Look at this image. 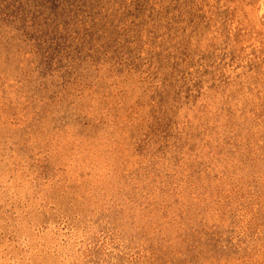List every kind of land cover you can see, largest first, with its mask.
Here are the masks:
<instances>
[{"label": "rangeland", "instance_id": "1", "mask_svg": "<svg viewBox=\"0 0 264 264\" xmlns=\"http://www.w3.org/2000/svg\"><path fill=\"white\" fill-rule=\"evenodd\" d=\"M0 264H264V0H0Z\"/></svg>", "mask_w": 264, "mask_h": 264}]
</instances>
